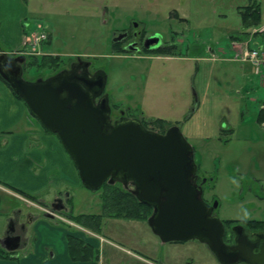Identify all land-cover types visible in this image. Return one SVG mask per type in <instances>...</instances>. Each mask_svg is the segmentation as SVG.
I'll use <instances>...</instances> for the list:
<instances>
[{"label":"rangeland","instance_id":"rangeland-1","mask_svg":"<svg viewBox=\"0 0 264 264\" xmlns=\"http://www.w3.org/2000/svg\"><path fill=\"white\" fill-rule=\"evenodd\" d=\"M22 2L30 8L33 28L30 26L23 35L21 49L26 41L30 45L43 32H52L51 47L46 46L49 36L36 46L35 54L26 56V80L48 78L69 68L76 57L91 61V69H101L107 75L105 92L112 106L130 109L136 117L162 121L161 125L150 124L160 132L165 126L180 127L193 147L199 173L215 179L207 184L206 191L208 201L215 199L217 203V217L223 222L264 221V132L257 129L256 122L264 104V0H258L261 23L250 28H245L239 11L253 0ZM135 24L148 33L159 32L174 48L161 56L114 55L110 48L112 32ZM0 49L14 54L2 44L1 37ZM252 50L260 53L258 58L251 59L248 53ZM28 113L38 131L57 139ZM110 185L123 197L132 198L131 186ZM109 191L108 184L97 190L82 184L79 189L65 190L73 195L69 205H74L76 214L102 213L103 203H109ZM26 198L21 195V204L16 202L30 205L33 200ZM2 199L5 221L11 215L13 198L3 194ZM151 214L152 208L145 205L136 206L135 215H143L139 220L105 218L106 240H100V248L89 262L146 264L132 255L139 253L155 264H221L198 240L162 243L147 223ZM23 221L29 225L28 216ZM87 226L84 238L97 239Z\"/></svg>","mask_w":264,"mask_h":264},{"label":"water","instance_id":"water-1","mask_svg":"<svg viewBox=\"0 0 264 264\" xmlns=\"http://www.w3.org/2000/svg\"><path fill=\"white\" fill-rule=\"evenodd\" d=\"M25 56L0 51V76L26 103L42 126L56 134L75 164L83 186H135L137 199L153 207L147 223L162 243L198 240L221 264H264V242L252 240L242 226L233 229L235 244L225 242L226 228L191 182L198 170L193 147L180 127L165 134L146 130L135 119L111 124L104 71H64L36 81L24 78ZM87 68V66H85ZM241 231L244 233L242 234ZM264 233H257L255 237ZM21 236L7 235L2 246L19 249Z\"/></svg>","mask_w":264,"mask_h":264},{"label":"crops","instance_id":"crops-1","mask_svg":"<svg viewBox=\"0 0 264 264\" xmlns=\"http://www.w3.org/2000/svg\"><path fill=\"white\" fill-rule=\"evenodd\" d=\"M30 15V8L22 0H0V37L9 51L20 49L23 35L30 26L33 28ZM49 30L52 31L50 27ZM51 45L52 36L46 43V46ZM28 114L26 104L0 76V264H91L83 258V251L77 255L70 249L72 227L68 219L63 215L51 218L43 214L45 204L65 194V190L79 189L81 181L61 143L38 131ZM256 122L257 129L264 132L261 129L264 128L263 103ZM21 192L33 197L29 199L35 202L20 206ZM3 194L13 198L11 215L5 221H2ZM46 198H50V202ZM29 215L33 216V222L27 226L25 245L16 250L17 253L8 251L1 241L7 236L11 221L19 216L21 224L23 217ZM94 244L100 246L98 242ZM132 255L146 264H155L142 254Z\"/></svg>","mask_w":264,"mask_h":264},{"label":"flooded vegetation","instance_id":"flooded-vegetation-1","mask_svg":"<svg viewBox=\"0 0 264 264\" xmlns=\"http://www.w3.org/2000/svg\"><path fill=\"white\" fill-rule=\"evenodd\" d=\"M50 35H52V32H50ZM172 47L174 48V46H172ZM172 47H170V45H168L166 43L164 36L162 34H159V32L148 33L143 28H141L140 25H137V24L132 25L126 29L113 31L111 36H110V48H111L112 52L114 53V55H118V56H124V57L130 56L133 58L146 57V56H161V55H165L167 52H170ZM1 50L2 49H0V51ZM8 55L10 57H13V58L17 57L15 54H11V55L8 54ZM85 66H87V68ZM91 68H92V62L91 61H89L87 59H83L82 57H76L75 59H73L70 62L69 68L61 69L58 72H56V74H54L48 78L54 77V76H56V75H58L64 71L70 72L73 70H75L76 72L87 71L88 73L91 74V76H97L100 72H102L101 69H94L93 70ZM39 79H43V78H39ZM45 79H47V78H45ZM106 86H107V83H106ZM105 91H106V88H105L102 96L96 98L97 104L100 101L101 97H103L104 95H107ZM109 105H110V110H111V113H110L111 124H115V123H117L123 119H135L146 130L155 131V132H158L161 134H165L167 132V130L173 126V125H169L170 127L165 126L166 127L165 130L160 132L158 130H154V128H152V126L150 125V124H152L151 122L153 121V119L136 117V116L129 113L130 109L125 111L122 108H120L118 105L112 106L110 103V99H109ZM174 126H176V125H174ZM214 182H215L214 178L206 179L205 176L201 175L199 173V168H198L195 181L191 180L190 183H192L193 186L195 187V189L197 190V192L200 193L201 198L208 205H210L211 207H214L212 215L216 216L217 203L215 202V199L212 202L208 201V198H207L208 193L206 191L207 184L214 183ZM129 186H131V188ZM128 187L130 188V192L137 199V197L133 193V191L135 190V186L132 184H129ZM128 187H126V188H128ZM71 199H72V195L67 193V192L64 195H59V197L55 198L50 203L45 204V209H43V214L48 215L51 218H57L61 215L66 216V218L68 219V221L70 222L71 227H72L70 237H72V239L75 241V243L81 244L80 248H78V249H80V250L82 249L81 251L84 252L83 258L86 261H90L91 256L95 253L96 250H99V248H100L99 244H98V247H95L94 242L101 243L100 240H102V241L106 240L105 237L103 236V234H105V225H106V219L105 218H107V217L115 218L116 216H113L111 214H110V216H106V213L104 211L103 206H102V213H99V214H83V213L76 214L74 205L73 206L69 205L70 204L69 201ZM145 205L151 207L148 204H145ZM151 208H152V212H153V207H151ZM83 215H86V216L87 215H89V216L94 215L95 217H98V219L100 220L101 223L99 222V224H96L97 226L96 227L94 226L95 228L84 225L83 224L84 222H81L77 219L78 217L83 216ZM32 222H33V216L29 215L28 216V223L30 224ZM223 223H224V226L226 228V233H225L224 239H225V242L229 245L235 244V240H236V236H237L236 234L238 232L235 233L233 231V229L236 227L240 228V226H242L244 228L245 233L248 234L252 240L257 239V241L259 240L261 242H264V236L263 235L259 236L258 238L255 237V234H257V233H262V232L264 233V228H261L259 230H251L248 228L247 221L242 222V221L234 220V222L231 224H228L227 222H223ZM86 226L89 227V230H94V231L89 232V233L93 234V236H96L97 239L88 240V241H86L87 243H84V241H83L84 239H90L89 237L87 238V235L85 238L82 235V233H85V234L88 233L86 230L87 229ZM26 232H27V223L22 222L20 224L19 216H16L14 218V220H12L10 225H9L7 235L11 234L12 236L13 235L14 236H21V242H20V247H19V249H21V247L23 245H25V243H26V241H25ZM241 233L243 234L244 232L241 231ZM75 250L76 249H74V251ZM14 252H16V251H14ZM13 255L15 256L16 254L14 253ZM240 264H247V263L242 262Z\"/></svg>","mask_w":264,"mask_h":264},{"label":"trees","instance_id":"trees-1","mask_svg":"<svg viewBox=\"0 0 264 264\" xmlns=\"http://www.w3.org/2000/svg\"><path fill=\"white\" fill-rule=\"evenodd\" d=\"M253 1L254 2H252L251 5H249L248 7H245L244 9L239 11L241 16H242L245 28H250V27L259 25L261 23V17H262V12H261V9H260L261 4H260V2H258V0H253ZM56 60L58 61V57H56ZM14 94L19 99H21L15 92H14ZM151 123L152 124H156L157 123V124L161 125L162 121L153 120ZM44 130L49 132L45 128H44ZM50 134H53V133H50ZM53 135H55L57 137V139L59 140V138H58V136L56 134H53ZM69 158H70V156H69ZM106 184H108V188H110V191L108 192L109 193L108 194V197H109V201L108 202L109 203H107V204L103 203L104 211H105V213L108 214V215L106 214V216H110V214H111V215L116 216L118 218L124 217V218H132V219H134L133 217H135L138 220H139V218H143V215H135V210H136V206L137 207L145 206L144 203L140 202L137 199H136L137 200L136 201L132 194H130V195H131V197L133 198L134 201L132 200V198L123 197L119 193H117L114 190H112L113 188H115L114 185H110L109 183H106ZM106 184H104L103 186H105ZM21 195H23V196H25L27 198H33L30 195H27L26 193H23V192H21ZM134 202L136 203V205L134 204ZM127 210H130V213L126 214L125 212ZM144 217H145V215H144ZM77 219L79 221H81V222H84V223L88 224V225H92L91 223H93L94 221H95L94 222L95 224H99V222H100L98 217H95L94 215H90V216L89 215H87V216L83 215V216L78 217ZM233 222L234 221H228L227 223L231 224ZM247 224H248V228H250L251 230H259L261 228H264V221H247ZM69 243H70V249L73 250V252H74V249H76L75 251H76L77 255L82 252L81 251L82 249L81 250L78 249V248H80L81 244L75 243V241L72 239V237H69Z\"/></svg>","mask_w":264,"mask_h":264},{"label":"built area","instance_id":"built-area-1","mask_svg":"<svg viewBox=\"0 0 264 264\" xmlns=\"http://www.w3.org/2000/svg\"><path fill=\"white\" fill-rule=\"evenodd\" d=\"M43 31H45V30H43ZM49 36H50V34L49 35H48V33H45L44 34V32H43L42 35L36 37L35 40H33L34 43H30V45H27V43H26L27 41H26L25 43H23L22 49L15 51L14 54H26V55L35 54L34 51L37 52V48H38V47L36 48V46H39V44L42 41H46ZM28 42H30V41H28ZM259 54L260 53L258 51H256V50H252L251 53H248V55L251 57V59L258 58L259 57Z\"/></svg>","mask_w":264,"mask_h":264}]
</instances>
